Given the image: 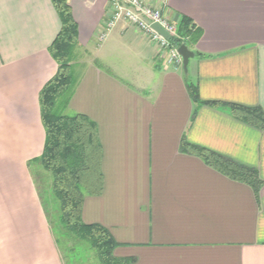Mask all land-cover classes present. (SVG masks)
Here are the masks:
<instances>
[{
	"label": "crops",
	"instance_id": "0c3cea01",
	"mask_svg": "<svg viewBox=\"0 0 264 264\" xmlns=\"http://www.w3.org/2000/svg\"><path fill=\"white\" fill-rule=\"evenodd\" d=\"M144 1L200 29L187 74L130 24L108 31L111 0H69L79 47L67 109L96 123L103 148L104 190L85 199L82 219L106 228L127 264H264V185L257 197L181 151L185 139L264 182V131L226 106L264 111V0ZM60 30L51 0H0V264H64L35 182L45 172L33 163Z\"/></svg>",
	"mask_w": 264,
	"mask_h": 264
},
{
	"label": "trees",
	"instance_id": "16d2710c",
	"mask_svg": "<svg viewBox=\"0 0 264 264\" xmlns=\"http://www.w3.org/2000/svg\"><path fill=\"white\" fill-rule=\"evenodd\" d=\"M51 1L61 21V30L49 49L58 64V71L39 97L46 140L42 156L33 163L50 176V185L43 192L37 186L39 198L64 264L82 263L89 253L94 254L96 264H127L131 261L114 256L118 243L111 233L103 226L86 224L82 219L85 199L100 196L104 190L103 148L95 122L86 115L62 113L68 108L77 83L72 59L79 47L78 27L69 0ZM178 36L175 43L192 49L200 39L201 31L184 17L178 24ZM187 89L191 98L201 103L198 86L188 84ZM204 104L224 106L216 102ZM226 106L239 121L264 131L261 108ZM181 151L201 158L229 179L251 187L259 197L264 182L257 169L185 139ZM33 163H29L31 169Z\"/></svg>",
	"mask_w": 264,
	"mask_h": 264
},
{
	"label": "built area",
	"instance_id": "2783aa9c",
	"mask_svg": "<svg viewBox=\"0 0 264 264\" xmlns=\"http://www.w3.org/2000/svg\"><path fill=\"white\" fill-rule=\"evenodd\" d=\"M112 15L107 22V30H112L118 23L126 22L144 34L165 57L169 67L182 70L183 58L179 54L181 45L174 42L179 39L178 26L163 13V9L144 0H111ZM159 25L169 39L154 29ZM106 34L100 39L104 40Z\"/></svg>",
	"mask_w": 264,
	"mask_h": 264
},
{
	"label": "rangeland",
	"instance_id": "374dc122",
	"mask_svg": "<svg viewBox=\"0 0 264 264\" xmlns=\"http://www.w3.org/2000/svg\"><path fill=\"white\" fill-rule=\"evenodd\" d=\"M62 113L65 115H73V112L69 109L62 110ZM35 174V182L38 186L39 190L43 192L48 185H50V176L45 173H34ZM77 264V263H76ZM78 264H96V260L93 253L87 254L86 260L82 261V263Z\"/></svg>",
	"mask_w": 264,
	"mask_h": 264
},
{
	"label": "water",
	"instance_id": "95a60500",
	"mask_svg": "<svg viewBox=\"0 0 264 264\" xmlns=\"http://www.w3.org/2000/svg\"><path fill=\"white\" fill-rule=\"evenodd\" d=\"M154 29L161 34L165 35V33L162 31L159 25H154ZM168 39L169 37L165 35ZM179 54L183 58V70L187 74L188 73V66H189V61L190 59L195 57V53L192 52L186 45H182L179 48Z\"/></svg>",
	"mask_w": 264,
	"mask_h": 264
}]
</instances>
